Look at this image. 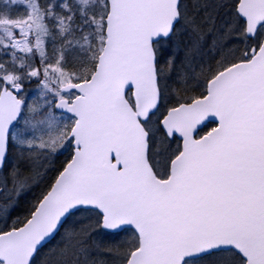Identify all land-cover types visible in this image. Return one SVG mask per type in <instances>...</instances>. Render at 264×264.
Returning a JSON list of instances; mask_svg holds the SVG:
<instances>
[{
  "label": "snow or ice",
  "instance_id": "1",
  "mask_svg": "<svg viewBox=\"0 0 264 264\" xmlns=\"http://www.w3.org/2000/svg\"><path fill=\"white\" fill-rule=\"evenodd\" d=\"M0 264H264V0H0Z\"/></svg>",
  "mask_w": 264,
  "mask_h": 264
}]
</instances>
